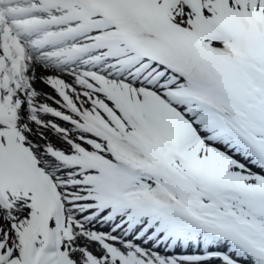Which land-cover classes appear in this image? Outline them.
Segmentation results:
<instances>
[{
	"label": "snow or ice",
	"instance_id": "obj_1",
	"mask_svg": "<svg viewBox=\"0 0 264 264\" xmlns=\"http://www.w3.org/2000/svg\"><path fill=\"white\" fill-rule=\"evenodd\" d=\"M0 264H264V0H0Z\"/></svg>",
	"mask_w": 264,
	"mask_h": 264
},
{
	"label": "bare ground",
	"instance_id": "obj_2",
	"mask_svg": "<svg viewBox=\"0 0 264 264\" xmlns=\"http://www.w3.org/2000/svg\"><path fill=\"white\" fill-rule=\"evenodd\" d=\"M37 87L38 89H43L44 91H50V89H48L47 86L40 83L37 84Z\"/></svg>",
	"mask_w": 264,
	"mask_h": 264
}]
</instances>
